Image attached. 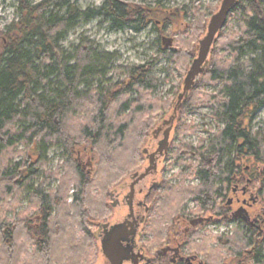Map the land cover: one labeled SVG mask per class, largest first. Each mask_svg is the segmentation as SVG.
Here are the masks:
<instances>
[{"label":"trees","instance_id":"16d2710c","mask_svg":"<svg viewBox=\"0 0 264 264\" xmlns=\"http://www.w3.org/2000/svg\"><path fill=\"white\" fill-rule=\"evenodd\" d=\"M194 3L190 0L185 10L192 21L178 31L174 48L159 55L182 75L206 33L207 14ZM16 12L18 18L0 31V264L92 262L98 253L93 225L105 220L108 192L137 170L142 145L159 119L172 114L177 97L152 98L157 88L152 63L117 66L118 78L110 81V59L98 54L92 42L82 39L71 54L60 42L81 19L99 17L116 30L137 23L139 30L155 18L166 27L170 18L120 0H103L98 9L85 11L70 0H17ZM231 20L239 31L226 38L217 35L199 76L200 84L219 89L202 96L194 85L176 115L178 134L188 135L187 115L209 103L222 128L208 154L201 144L176 146L170 156L183 171L175 176L177 184L157 195L154 214H178L188 201L197 204L196 214L216 211L215 188L236 166L255 172L264 191V132L250 131L264 107V0H239L228 14L227 23ZM52 148L60 151L62 162L49 171ZM83 157L90 160L89 174L80 165ZM188 179L199 183L186 186ZM54 182L55 189L49 190ZM22 202L19 220L5 223L3 211ZM34 214L41 216L37 226ZM158 225L155 218V235ZM244 232L211 236L207 242L227 254L213 253L212 264L228 259L264 264V233Z\"/></svg>","mask_w":264,"mask_h":264},{"label":"flooded vegetation","instance_id":"af4514ba","mask_svg":"<svg viewBox=\"0 0 264 264\" xmlns=\"http://www.w3.org/2000/svg\"><path fill=\"white\" fill-rule=\"evenodd\" d=\"M162 139L161 130L153 137L150 148L142 149L138 171L108 192L105 220L94 223L92 232L98 248L96 257H102V264L109 262L102 255L100 242L116 225L125 227L128 234L119 236L120 244L131 249L130 259L123 264H212L213 253L219 252L221 258L227 255L207 242L212 236L209 231L212 227L224 226L218 234L220 237L232 235L233 229L245 231L247 236L253 232L264 233V191L259 178H255V172L249 167L236 166L238 170L229 179L219 180L214 191L217 206L214 212L196 214L197 204L188 201L183 203L178 214L169 217V214H154L157 195H162L165 187L172 185L168 180H161L162 165L171 155L169 139L166 152L158 151ZM195 181L198 185L199 181ZM188 204L195 208L187 209ZM234 214H238L236 218H233ZM155 218L159 224L157 235L151 228ZM198 219L203 221L192 225ZM33 222L37 226L41 216L34 214ZM228 224H234L235 228L229 231L225 227ZM228 263L241 264L238 260Z\"/></svg>","mask_w":264,"mask_h":264},{"label":"rangeland","instance_id":"374dc122","mask_svg":"<svg viewBox=\"0 0 264 264\" xmlns=\"http://www.w3.org/2000/svg\"><path fill=\"white\" fill-rule=\"evenodd\" d=\"M43 0H32L33 3H38ZM81 11L88 9H98L103 0H70ZM129 6H140L150 11L164 12L166 17L170 18V21L166 22V27L161 23L158 18L151 19L146 25H143L139 30H135L137 23H130L121 30L111 28V23L108 20H103L99 17L92 19H81L77 22L75 27L65 36L60 42V46L65 53L71 54L73 48L76 47L82 39H86L93 43L96 52L101 55L108 56L111 62L109 69L107 70V80L114 81L118 78L115 68L117 66L128 65H143L153 64L151 75L157 81V88L152 92V98L168 99L171 97H177L182 92L183 81L186 75L178 73L174 69L173 63L168 62L166 59H159L162 49L166 52L174 48V40L179 37V30L184 28V25L192 21L189 15L186 16L185 10L190 7V0H120ZM221 0H195L194 6H196L200 12L207 14V23L212 15H214L220 6ZM17 0H0V31H4L5 28L14 20L18 18L17 12ZM239 29L236 22L231 20L226 22L223 29L219 33L223 37H229L233 32H238ZM218 33V35H219ZM217 37V36H216ZM201 39V38H200ZM216 41V40H215ZM170 42V43H169ZM212 51L208 56L210 60ZM227 58V56H225ZM191 65V64H190ZM190 66L188 67V69ZM188 71V70H187ZM199 79V78H198ZM199 86L196 92L203 95H209L215 93L219 86H207L200 84V79L195 84ZM213 106L211 104H205L202 107L193 109L186 117L183 124L188 125L192 129V133L188 135L178 134L177 117L173 122L172 128L169 134L170 153L176 150V146H190L193 148L199 147L201 144L206 152L210 153L213 148L210 149V141L214 139V135L222 128L218 125L213 113ZM171 113L162 116L159 119L157 125L153 131L161 126L164 120H167ZM167 127H164L165 129ZM250 131L264 132V107L261 108L253 120L250 123ZM153 142L152 131L146 142L142 145L143 148H150ZM174 146V147H172ZM214 146V145H213ZM23 146L21 145L19 150ZM60 151L56 148L49 149L47 152V168L49 171H53L60 167L62 158L60 157ZM19 159V158H18ZM146 164V162H144ZM188 163V161H187ZM80 165L85 174H89L91 170V163L89 158L83 157ZM258 167V166H257ZM260 168V167H258ZM261 169V168H260ZM138 171V169H137ZM183 171V167L175 165L171 156H168L162 165L161 180L169 181L172 185L178 182L175 176ZM188 169L184 168L186 174ZM127 177L122 181H126ZM121 181V182H122ZM57 182L52 183L49 190H54ZM185 184L189 186H197V182L194 179L186 180ZM71 191L68 196L71 195ZM70 201V200H69ZM25 208V202L14 210H4L2 220L9 224L19 220L21 212ZM194 205L188 204L187 209L193 210ZM186 209V210H187ZM29 216H32L31 214ZM225 227L228 230H232L234 224H228ZM224 226L217 228H211L209 231L212 236H219L222 233ZM235 230V229H233ZM97 259V261H96ZM92 262L84 261L82 264H102V257L98 255ZM230 259L227 260V263ZM96 261V262H95ZM95 262V263H94ZM230 264V263H228ZM234 264V263H233Z\"/></svg>","mask_w":264,"mask_h":264},{"label":"water","instance_id":"95a60500","mask_svg":"<svg viewBox=\"0 0 264 264\" xmlns=\"http://www.w3.org/2000/svg\"><path fill=\"white\" fill-rule=\"evenodd\" d=\"M239 0H221L218 11L210 17L206 27L205 35L199 40L196 50V58L190 65L185 79L183 81L182 92L177 96V102L174 106L172 114L167 120H164L158 128L152 131V137H157L162 130L163 139L160 143L158 151L160 153L166 152L168 148V138L171 130V126L175 121L177 111L179 110L183 99L188 95L192 87L197 83L199 76L203 73L205 67L208 64V56L211 53L212 45L215 42L216 36L223 29L227 22V17L230 10L238 3ZM170 43V42H169ZM164 127H167L163 129ZM238 214H234L233 218H236ZM245 219V218H244ZM203 220H195L192 225L201 223ZM109 235L104 236L101 240L102 255L106 258L109 264H123L124 261L130 259L129 252L130 247H122L120 244L119 236L128 235L125 232V227L122 225H116L111 228Z\"/></svg>","mask_w":264,"mask_h":264}]
</instances>
